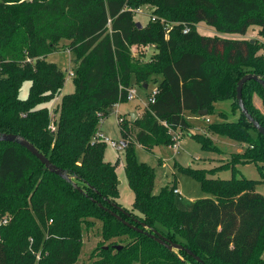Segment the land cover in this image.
Here are the masks:
<instances>
[{
    "label": "trees",
    "instance_id": "obj_1",
    "mask_svg": "<svg viewBox=\"0 0 264 264\" xmlns=\"http://www.w3.org/2000/svg\"><path fill=\"white\" fill-rule=\"evenodd\" d=\"M144 6L156 18L146 25L135 19ZM201 23L215 34L200 33ZM254 26L262 41L253 43L247 36ZM147 46L156 47L155 55H134L135 47ZM60 50L73 55L75 92L50 108L65 73L47 56ZM157 74L162 83L155 103L131 125L119 123L135 195L130 210L119 202L117 166L104 159L107 144L94 137L108 110L128 101L132 79L149 87ZM248 74L264 79V0H0V134L22 136L72 179L49 172L25 147L0 142V220L8 219L0 226V264H78L84 230L97 223L106 245L92 252V264H202L187 250L204 264H264V196L248 179L210 178L222 168L255 163L264 182V136L237 101L238 82ZM26 80L31 88L23 100L19 90ZM255 95L264 104V86L248 81L243 101L264 127ZM222 99L239 118L228 121L221 113L224 121L207 131L238 142L243 151L215 170H190L215 198L181 210L175 184L154 193L156 171L137 162L133 146L172 145V132L191 130L186 112L212 115ZM198 136L204 148L217 149ZM154 231L184 249L170 251L145 233Z\"/></svg>",
    "mask_w": 264,
    "mask_h": 264
},
{
    "label": "rangeland",
    "instance_id": "obj_2",
    "mask_svg": "<svg viewBox=\"0 0 264 264\" xmlns=\"http://www.w3.org/2000/svg\"><path fill=\"white\" fill-rule=\"evenodd\" d=\"M143 13L137 14L135 19L146 25L150 21L152 9L150 7H142ZM197 29L203 35H213L216 31L213 28L201 23L197 25ZM248 39L262 41L258 36V27H251L249 30ZM224 36V35H222ZM238 35H232L231 38H238ZM185 49H192L188 46ZM134 53L146 55L150 58L156 53L155 46H147L134 48ZM263 53V51L259 52ZM73 55L67 50H60L47 56V61L56 64L65 73V85L61 91V95L48 104L50 108L56 107L64 95L75 92V70L76 64L72 61ZM162 83V75L157 74L149 79L148 89L145 90L142 84L132 79V87L136 90V96L133 100L117 103L108 110L102 122H99L98 129L108 139L121 144L125 142L124 134L120 128V121L124 119L131 125V114L137 112V117L144 115L149 96ZM31 88V82L26 80L20 87L19 96L25 100L28 98ZM254 102V99H253ZM261 111L264 115V104L261 105ZM232 103L228 99L218 100L215 108L224 110L226 120L234 121L235 117L231 113ZM260 109V108H259ZM239 114V110H236ZM185 118L191 127L189 133L181 134V139L174 145L160 146L157 145L152 149H146L138 144H134L133 150L138 163H145L153 167L156 171L154 193L159 194L161 189L166 185L176 184L181 191V199L175 196V204L184 211H190L193 208L194 201L203 198H215L210 192L203 190L200 182L190 172L192 171H211L218 167L227 164L231 161L232 156L243 151V146L238 142L228 138L227 136L219 135L216 132H208L207 127L210 124L219 123L220 116L215 110L212 115L200 116L191 112L185 113ZM209 120V122L207 121ZM198 135L209 137L217 149L204 148L201 143V138ZM128 140V139H127ZM126 140V141H127ZM125 150L124 148H114L111 143H108L105 148L104 159L106 162L117 166V177L119 182V202L126 209H132L135 202V195L132 191L127 175L125 172ZM262 170V169H261ZM255 163H240L236 165V170L231 167H225L218 170L210 176L212 179L230 180L236 176L248 179L253 182L254 190L264 196V182L262 172ZM264 170V169H263ZM100 223L89 230H84L83 245L81 250V259L78 264H92V252L106 242L101 238ZM102 229V228H101Z\"/></svg>",
    "mask_w": 264,
    "mask_h": 264
},
{
    "label": "water",
    "instance_id": "obj_3",
    "mask_svg": "<svg viewBox=\"0 0 264 264\" xmlns=\"http://www.w3.org/2000/svg\"><path fill=\"white\" fill-rule=\"evenodd\" d=\"M138 25L141 27V23H138ZM252 42L254 43L255 40H252ZM251 80H255L257 82H259L260 84H262L264 86V79L261 78L259 75H254V74H248L245 75L244 77H242L240 79V81L238 82V86H237V101H238V105H239V109H240V113L242 115H244L245 119L252 125V127L261 135L264 136V127L260 124V122L258 120H256L252 114L249 112V110L247 109L244 101H243V97H242V92H243V87L244 85ZM143 88L145 90L148 89L147 85H143ZM200 116H207V111H201L198 113ZM137 118V113H132L131 114V120L134 121ZM0 142H11V143H17L23 147H25L29 152H31L37 159H39V161L45 165V168L51 172L54 173L56 175H58L59 177L63 178L64 180L71 182L72 179L71 177L68 175V173L66 171H64L63 169L58 168L57 166H55L54 164H52L50 162V160L43 155L41 152H39V150L33 145L31 144L28 140H26L25 138H23L22 136L19 135H13V134H0ZM122 146H124V143H121ZM77 187V186H75ZM119 220L123 221L122 218L116 214H114ZM125 225L139 230L141 232H144L143 230L138 229L137 227L131 225L130 223L123 221ZM144 228H147L145 225H143ZM146 234L150 235L151 237L155 238L156 241L158 243H160L161 245L165 246L168 250L170 251H181L184 249V247L178 243H175L165 237H163L162 235L158 234L156 231H154L152 234L149 232H145ZM187 252L189 253V255L193 256L194 258L197 259L198 262L204 264L202 262V260L195 256L190 250H187Z\"/></svg>",
    "mask_w": 264,
    "mask_h": 264
},
{
    "label": "built area",
    "instance_id": "obj_4",
    "mask_svg": "<svg viewBox=\"0 0 264 264\" xmlns=\"http://www.w3.org/2000/svg\"><path fill=\"white\" fill-rule=\"evenodd\" d=\"M136 13H138V14L143 13V9L142 8H138L136 10ZM151 18L154 21L156 19L155 17H151ZM169 26L170 25H167V27H169ZM190 29L191 28L189 26L185 25L184 33H188L190 31ZM135 48H139L140 49L141 47H135ZM143 48L146 49L147 47H143ZM134 55L137 57L136 53H134ZM158 94H159V89L156 88L153 91V93L150 94L149 101H148V104H147L146 107H148V106H150V105L155 103L156 97H157ZM135 96H136V90L133 87L129 88L128 89L127 99L128 100H133L135 98ZM102 121H103V118H101L100 122H102ZM208 122H209V120H208ZM172 134H173V139H174V143L172 145L177 147L176 142L182 138L181 134H180V132H172ZM94 141H96V142H104L106 144L111 143L114 148H123L122 144L116 143L115 141H112V140L108 139L103 133H101V131H98L96 133V135L94 137ZM174 193H175L176 196H179V198L181 199L182 194H181V191L177 187H175ZM7 223H8V219L6 217L0 220V226L3 225V224H7Z\"/></svg>",
    "mask_w": 264,
    "mask_h": 264
},
{
    "label": "crops",
    "instance_id": "obj_5",
    "mask_svg": "<svg viewBox=\"0 0 264 264\" xmlns=\"http://www.w3.org/2000/svg\"><path fill=\"white\" fill-rule=\"evenodd\" d=\"M211 28V27H210ZM215 34V33H214ZM227 36H229V35H227ZM247 38H248V36H247ZM216 104V103H215ZM254 104L256 105V107L257 108H260V110H261V104H262V100H261V98L258 96V95H255L254 96ZM215 110L217 111V113L219 114V116H220V119H219V121L220 122H222V121H224V118L222 117V115H221V113H226V112H224V110H222L221 108H215ZM231 113H233V116L235 117V120H237L238 118H239V114L238 113H236V112H233L232 111V107H231ZM137 113V112H136ZM137 115H138V113H137ZM208 121V120H207ZM210 123V122H209ZM176 185V184H175ZM176 187L178 188V186L176 185Z\"/></svg>",
    "mask_w": 264,
    "mask_h": 264
}]
</instances>
